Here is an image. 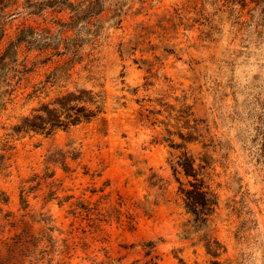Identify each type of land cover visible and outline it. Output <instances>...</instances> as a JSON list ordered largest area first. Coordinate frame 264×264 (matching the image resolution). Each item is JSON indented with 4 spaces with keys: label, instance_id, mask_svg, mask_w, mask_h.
Wrapping results in <instances>:
<instances>
[{
    "label": "rangeland",
    "instance_id": "rangeland-1",
    "mask_svg": "<svg viewBox=\"0 0 264 264\" xmlns=\"http://www.w3.org/2000/svg\"><path fill=\"white\" fill-rule=\"evenodd\" d=\"M36 1L0 4V264H264V0H105L89 21ZM24 30L82 44L63 89L102 92L104 112L14 132L62 89L35 96L59 57L16 49ZM186 152L219 197L204 225Z\"/></svg>",
    "mask_w": 264,
    "mask_h": 264
},
{
    "label": "trees",
    "instance_id": "trees-1",
    "mask_svg": "<svg viewBox=\"0 0 264 264\" xmlns=\"http://www.w3.org/2000/svg\"><path fill=\"white\" fill-rule=\"evenodd\" d=\"M16 3L19 0H0V4L4 5L10 2ZM66 5L72 11L73 21L82 19L89 21L94 16L101 13L94 5L105 0H92L90 3L75 4L72 0H54ZM33 11L32 13L41 15L44 13L45 8L43 3L36 4L33 0H25ZM52 6V5H48ZM8 16L4 13V8H0V21H6ZM5 26L0 22V43L5 36ZM29 35L22 31L16 41L12 42L18 49L19 44L27 43L29 48H37L42 54H46L44 62H52L55 57L57 65L49 72L46 80L42 86H36L34 90L35 96H41L45 93L46 97L55 88H62L59 92L49 101H43L34 109L33 113L22 117L13 130L16 134L21 133H42L50 135L58 129H69L81 123H88L95 119L99 114L104 112V96L102 92H95L93 89L76 87L73 90L63 89L71 82L74 77V72L79 64H82L85 57L80 53L82 44L75 42L72 39L59 37L57 39H46L43 43L35 45V39H28ZM38 41V40H37ZM9 46V49L11 47ZM65 51H60L61 47ZM74 48L75 51L67 53L66 49ZM15 49V50H16ZM2 65L7 62L6 58L2 56ZM12 63L17 62V59H11ZM4 62V63H3ZM84 66V69H86ZM80 73V72H76ZM178 164L184 169L186 175L194 176L196 181L190 182V188L182 187L181 190L185 195L186 207L189 212L194 215V220L198 225H204L209 219V215L219 203L217 193L208 185L205 184L203 179H198V173L195 169L192 158L188 152L184 153L180 158ZM51 264V263H49ZM148 264H163L159 261H150Z\"/></svg>",
    "mask_w": 264,
    "mask_h": 264
}]
</instances>
